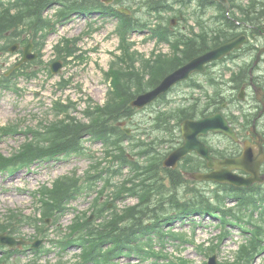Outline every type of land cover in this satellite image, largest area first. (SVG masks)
Segmentation results:
<instances>
[{
  "label": "rangeland",
  "instance_id": "rangeland-1",
  "mask_svg": "<svg viewBox=\"0 0 264 264\" xmlns=\"http://www.w3.org/2000/svg\"><path fill=\"white\" fill-rule=\"evenodd\" d=\"M177 1H170L174 4V11L157 14H149L142 0H126V4H133L130 15L142 22L153 20V28L168 26L172 20H176L173 26L170 25L176 30L173 31V38L176 39L178 32L190 34L192 27H196L195 32L199 31L193 17L196 3L183 6L176 3ZM114 3H117L118 8L126 6L125 3ZM54 13L53 10L49 15ZM214 13L211 9L206 18ZM87 14L85 12L80 18L75 17L72 22L67 19L58 24L55 32L50 34L44 44L46 47L42 61L45 63L32 62L31 67L24 68V73H18L11 81H4V73L22 59V53L0 54V163L4 158H13L31 143L48 146L51 136L49 132L57 124H91L98 119L100 109L106 107L115 97L111 87L116 76L127 77L129 80L133 78L139 85L142 82L146 84L145 73L154 66V54H172L171 47L148 36L149 31L142 35L143 32L138 29L140 33L129 34L123 30L116 18ZM30 22L24 25L20 35L33 40L36 30ZM38 37L41 38V34ZM174 39L170 38L171 43ZM177 39L180 40L179 35ZM57 44L56 57L53 47ZM259 44H264V40ZM35 50L36 47L34 52ZM60 57L64 58V69L58 76H53L48 71V65L55 60H61ZM47 62L49 63L46 64ZM244 62L242 59L238 60L239 64L243 65ZM226 66L233 68V65L226 63L211 70L224 71L226 75L230 72L226 70ZM261 72H264V63ZM142 75L145 77H141ZM196 80L206 81L201 77ZM202 95L194 87H178L164 99L166 101L144 108L133 119L123 120L119 124L129 129L127 132L142 142L156 141L159 131L151 135L150 127L158 113L173 111L189 101L198 100ZM122 102L120 99L119 103ZM144 130L148 133H144ZM146 144L143 143V148ZM104 147L107 146L103 141L97 143L88 137L80 145V154H70L48 161L35 160L30 167L23 164V169L14 174L0 173V234L7 230V233L17 239L43 241L35 254L21 252L17 248V252L10 255L7 261H0V264H76V255L80 253V249L73 248V245L61 247L59 243L66 240L70 232L71 237L72 232L93 214L92 206L99 193L103 194L102 203H108L117 186L130 175L129 169H125L121 175H115L113 170L117 171V167H112L103 159ZM129 154H133L132 149H129ZM101 160L104 165L99 166ZM105 170H109L105 178L116 187L97 177ZM201 185L197 184L198 187ZM52 190L67 191L70 196L63 200L65 207L56 213L54 210L52 213L45 212L42 202L47 198L38 195L40 192ZM136 202V199L128 198L117 205L123 208ZM229 206L232 207L233 204L226 208H230ZM263 211L262 207L256 208L257 216L246 215V221L236 220L237 223H228L221 228L217 227L218 220L200 219L201 216L196 217L197 225L171 222L165 227L178 233L182 242L171 239L163 244L157 236L159 256L149 259H139L137 256L122 258L118 264H206L213 256H217L218 264H264ZM70 226H73V230L69 231ZM237 226H242L247 231ZM251 231H256V234L259 232L262 237L250 236Z\"/></svg>",
  "mask_w": 264,
  "mask_h": 264
},
{
  "label": "trees",
  "instance_id": "trees-1",
  "mask_svg": "<svg viewBox=\"0 0 264 264\" xmlns=\"http://www.w3.org/2000/svg\"><path fill=\"white\" fill-rule=\"evenodd\" d=\"M22 4L17 7L15 14L11 12V9L6 6L5 3L0 1V37L7 32L17 30L23 26L27 21H31L30 24L39 33L42 29H47L50 25L48 20L42 17L43 11L47 7L54 5H61L64 7L63 14L68 15L70 13L87 9V7L100 8L105 11L112 9L105 7L100 0H19ZM150 1V0H149ZM193 0H190V2ZM199 2L202 8H208L213 5L211 0H195ZM151 11H160L162 7H166L161 0H151L147 2ZM217 8H220L217 5ZM171 9V8H170ZM239 13L241 20L251 21L254 25H259L264 18V5L260 8H256L255 4H252L248 9H244L239 6ZM236 12H233L231 18H236ZM229 16L226 15L224 9L220 10L219 19L226 21V26L222 28L219 33H214L211 37L196 36V38H185L177 42L176 49L179 55L175 56V59L171 58H159V63L152 67L151 72L148 74L150 79L146 84H141L137 89H142L135 94H132L129 83L134 81L129 80L127 77L122 78L120 75L116 76V91L118 96L123 100L122 103H110L106 107L100 109L98 119L91 124H79L72 122H64L55 125L50 130V138L48 139V146H37L36 143L29 144L22 152L13 157L16 160H25V162L31 161H44L54 159L58 156H64L66 152H75L79 154L80 145L86 135H92L95 138L104 140L107 145L114 144L113 139L122 141L128 136L113 124L118 123L124 118H129L133 115L134 109L130 107V102L135 95L144 92L147 89L156 87L160 81L170 72L176 70L180 66L184 65L196 56L204 53L205 51L216 47L223 40H229L235 37L234 29L236 23ZM240 17H237V19ZM123 25L128 29H134L136 25L127 16H122ZM224 24V23H223ZM18 31V35H19ZM164 40H168L166 33H158ZM182 45V48H179ZM138 76L137 73H133ZM142 77V76H141ZM239 83V81H237ZM198 87V83L194 84ZM207 110V108H205ZM187 110L180 112L178 115H169V118H179L183 120L185 118L196 117L195 111ZM203 113L205 111H202ZM166 115V114H162ZM161 116L158 120L164 118ZM164 131L170 135L171 128L167 122H164ZM169 140H163V143ZM173 141V140H172ZM119 155H114V158L121 159L124 165H131L136 170V175L129 178L123 185L121 193H129L133 195H139L141 202L139 205L130 207L126 211L112 212L108 214V217L103 220L102 224L98 228L92 227L94 223L87 220L84 224L78 226L77 237L74 242H79L85 245L84 260L86 263L96 262L98 264H115V258L118 256L125 257L137 256L139 259H149L159 256L155 252L156 237L158 236L161 241H165V238H172L173 240H180L177 234L172 232H165L164 226L172 221H185L187 217L199 213L201 215L209 214L213 218L221 217V221L226 223L229 218L232 217L236 220L243 221L241 214L243 211H239L237 208L228 209L225 207V198L220 194V191L215 190L208 192L206 190L198 189L197 187H191L189 182L183 175L182 171H171L163 168V159L159 158L152 160L148 166H138L136 163L130 160L126 155L124 149L119 150ZM150 147L141 149V154L151 152ZM14 159H2L0 168H7L15 164L12 163ZM24 162V161H23ZM188 164H194L190 160L183 164L182 169L184 171H197L200 167L190 166ZM193 168L195 170H193ZM164 173V175H162ZM169 178V185H166V175ZM139 179V180H136ZM129 183L131 187H128ZM232 189V188H231ZM63 190V189H62ZM201 190V191H200ZM236 190V189H234ZM203 191V192H202ZM205 193V194H204ZM211 194L212 198L209 196ZM67 191H57L56 196L52 198L54 205L67 197ZM241 197V205L244 208H257L259 204L258 198L251 196L237 195L229 190L225 191V195ZM264 201V196L260 198ZM259 199V200H260ZM260 200V201H262ZM168 202L171 206L169 212H165V202ZM248 211V210H246ZM228 214L230 217H227ZM102 215V213H100ZM157 234V235H156ZM108 249L105 251V247Z\"/></svg>",
  "mask_w": 264,
  "mask_h": 264
},
{
  "label": "water",
  "instance_id": "water-1",
  "mask_svg": "<svg viewBox=\"0 0 264 264\" xmlns=\"http://www.w3.org/2000/svg\"><path fill=\"white\" fill-rule=\"evenodd\" d=\"M104 1L109 3L112 0H104ZM216 1H219L223 3L225 6H228L227 0H216ZM244 41H245L244 37L239 38L197 59L192 60L189 64L185 65L184 67L178 69L176 72L166 77L156 90L140 96L138 100L135 102V104L140 107H143L151 103L158 96L166 92L176 83L189 78V76L192 73L197 71H204L205 64L214 60L221 59L224 56L231 53L234 49L240 48V46ZM16 48H14V50ZM30 49L31 46L25 48V58L23 62L33 59L30 56ZM61 66H62L61 64L57 63L53 66V68L55 71L58 72ZM210 131L223 132L232 137L235 136L233 131L228 127L227 123L220 115H215L201 121H186L183 124V136L185 138V144L169 157L165 165L176 167L179 160L186 157V155L189 152L196 151L202 157L208 160L209 162L208 165L210 168L216 169L214 172L209 174H195L194 177L199 180L227 183L235 187H250L254 183L262 181L259 178L260 166L264 160V154L262 150L255 151L254 149L248 147L240 159L234 161H224V162L216 161L215 159L210 157L209 149L198 139V136L206 135ZM225 166H230L233 169L245 170L248 173H251L253 176L248 179L238 177L232 173L231 171L232 168L223 169V167ZM0 242L3 244H9L11 246H15L16 244L21 245L22 243H24L23 241L17 242L13 238L10 237L8 238L5 236L0 237ZM213 261H215V259ZM211 264H214V262H211Z\"/></svg>",
  "mask_w": 264,
  "mask_h": 264
},
{
  "label": "flooded vegetation",
  "instance_id": "flooded-vegetation-1",
  "mask_svg": "<svg viewBox=\"0 0 264 264\" xmlns=\"http://www.w3.org/2000/svg\"><path fill=\"white\" fill-rule=\"evenodd\" d=\"M254 73V68L251 67L249 70V80L242 82L240 89H238V86H233L229 83L228 87L231 86L234 89H225V91L221 94V99H227L223 103L222 108L223 110L227 109L226 114L229 115L227 117V119H229L228 122L237 133L238 140L235 141L227 137L233 142V144L230 145H235L234 147H228L230 145L220 139H217L216 134L208 135L205 140L208 144H210V147L214 152L213 155L218 159H234L239 157L246 143H250L252 146L261 145L264 148V84L262 85L260 82L257 84L254 83L256 77ZM252 86H254V92L249 93L248 89H251ZM238 90H244V93H248L245 105L239 103L237 98H234L236 94H239ZM226 93L230 94V96H226ZM228 97H231V99ZM240 107H242V109ZM236 108L242 112L250 113L253 117L252 125L255 124V131H253L250 127L245 126V121L240 119V123H238L235 120L232 111ZM239 174L247 176L244 172H239Z\"/></svg>",
  "mask_w": 264,
  "mask_h": 264
},
{
  "label": "bare ground",
  "instance_id": "bare-ground-1",
  "mask_svg": "<svg viewBox=\"0 0 264 264\" xmlns=\"http://www.w3.org/2000/svg\"><path fill=\"white\" fill-rule=\"evenodd\" d=\"M70 154H71V152H66V153H65L66 156H67V155H70Z\"/></svg>",
  "mask_w": 264,
  "mask_h": 264
}]
</instances>
